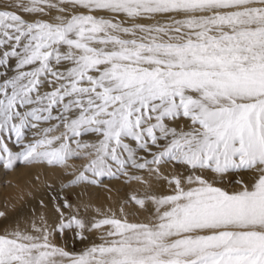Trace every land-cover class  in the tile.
<instances>
[{
  "label": "snow or ice",
  "instance_id": "snow-or-ice-1",
  "mask_svg": "<svg viewBox=\"0 0 264 264\" xmlns=\"http://www.w3.org/2000/svg\"><path fill=\"white\" fill-rule=\"evenodd\" d=\"M18 164L60 185L54 218L0 212V264H264V0H0Z\"/></svg>",
  "mask_w": 264,
  "mask_h": 264
},
{
  "label": "rangeland",
  "instance_id": "rangeland-1",
  "mask_svg": "<svg viewBox=\"0 0 264 264\" xmlns=\"http://www.w3.org/2000/svg\"><path fill=\"white\" fill-rule=\"evenodd\" d=\"M26 174L29 175V188H21L23 191L21 194H18L19 196H11L10 194V197H14L13 199L17 201L19 200L18 203L11 207L6 199L13 189L19 188V186L15 187L14 181H20ZM48 185H53V187L58 188L60 185V177L58 173L47 168L18 164L15 170H0V212H5L9 218H11V215L14 214H16L15 216L19 217L22 210H24L30 202H34L36 204L35 206L40 205L41 200L39 199V197L34 198L32 201L28 199L30 196H27V193L33 191L39 193V195H41L40 198L45 200L52 207L51 202L46 199L50 191L47 187ZM76 191L79 192V189H77ZM130 191L131 189L124 187L119 182H108L106 180L100 187L88 189L83 197L97 198L99 195L104 194L105 196H107V198H109L110 196H115V198H117L120 202ZM25 196L27 197L25 198ZM69 200L73 203V205L78 202L75 193L69 196ZM89 200L90 199H88L86 202H88ZM106 201L108 202V200ZM57 243H61V241L57 240ZM82 248L83 245L79 241H77L75 244L70 242L67 246L68 251L77 254L82 250Z\"/></svg>",
  "mask_w": 264,
  "mask_h": 264
},
{
  "label": "bare ground",
  "instance_id": "bare-ground-1",
  "mask_svg": "<svg viewBox=\"0 0 264 264\" xmlns=\"http://www.w3.org/2000/svg\"><path fill=\"white\" fill-rule=\"evenodd\" d=\"M14 184H15V187L16 186H19V188L18 189H13L10 193H9V195H8V197H7V199H6V201L7 202H9V205L12 207L13 205H15L16 203H18L19 202V200L17 201V200H15V199H13L14 197H10V194H11V196H14V195H18V194H21L22 193V189L21 188H23V189H27V188H29V175L28 174H26L20 181H18V180H16V181H14ZM29 192V191H28ZM30 196L28 199H30V201H32L34 198H36V197H39V199L41 200V202H44V203H46L47 204V208L46 209H42L41 207H40V205H38V206H35L36 204L33 202H30L28 205H27V207L24 209V210H22V212H21V215L19 216V217H24V216H28V215H30V214H34V215H36V216H39V215H41V214H47L48 216H49V218L51 219V218H54V213H53V211H52V207H51V205L50 204H48L45 200H43L42 198H40L41 197V195H39V193H37L36 191H33V192H29V193H27V196ZM19 196V195H18ZM27 196H25V198L27 197ZM82 199L84 200V201H87L88 199H90L89 201H90V203H91V205L92 206H96V207H102V208H106V207H108V206H115L116 204H118L119 203V201H118V199L117 198H115V196H110L109 198H107V196H105L104 194H102V195H99L97 198H91V197H82ZM106 200H108V202L106 201ZM21 201V200H20ZM28 202V201H27ZM41 202H40V204H41ZM8 204V203H7ZM16 214H14V215H11V218H15V217H18V216H15ZM10 218V219H11Z\"/></svg>",
  "mask_w": 264,
  "mask_h": 264
}]
</instances>
